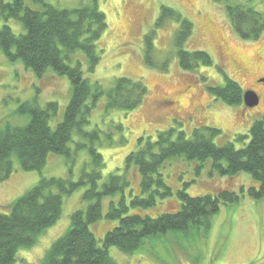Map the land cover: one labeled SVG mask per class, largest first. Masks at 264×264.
Instances as JSON below:
<instances>
[{"label":"rangeland","instance_id":"374dc122","mask_svg":"<svg viewBox=\"0 0 264 264\" xmlns=\"http://www.w3.org/2000/svg\"><path fill=\"white\" fill-rule=\"evenodd\" d=\"M239 2L264 15V0H97L99 11L105 15L107 28L96 43L100 61L93 73L87 72V61L82 52L74 54L80 61L83 78L92 87L97 83L102 91H108L115 79L126 78L141 81L147 94L143 103L132 111L105 110L106 97L102 95L92 110L84 131L99 130L102 145L96 150L103 158L100 185L110 175L125 176L127 186L123 193L105 197L101 202L103 217L90 225V230L102 246L106 233L117 226L105 214L110 202L115 204L123 197L127 206L134 196H140V176L134 165L125 170L126 158L138 148V140L155 141L159 132L174 128L187 137L198 128H212L220 133L213 143L220 148L247 136L251 125L264 118V34L257 42H244L232 33L226 4ZM5 3L11 0H3ZM59 9L77 8L90 4L91 0H48ZM161 6L177 11L192 24V34L184 44L186 51L202 50L211 57L212 66H199L187 74L178 67V57L173 38L178 25L168 21L156 30L153 42L154 60L167 63V71L147 67L144 63L143 37L153 29ZM8 26L12 33L25 32L21 22L0 18V28ZM20 62H9L0 52V122L11 126H24L29 116L17 113L24 103L43 108L49 102L58 105L57 114L50 119L54 128L61 122L71 88L66 77L57 76L50 69L41 78L26 71ZM71 66L74 63H68ZM239 85L244 92L254 91L260 98L256 107L228 106L210 94L208 88L223 87V73ZM257 80V82H256ZM256 82V83H255ZM121 126V130L117 127ZM86 142L73 132L68 147L70 158L48 154L41 172L17 170L18 161L12 157L15 171L0 182V212L6 214V206L21 197L43 177L77 182L84 168H90L86 148L76 150V143ZM158 173L172 190L167 200H158L150 209H133L129 215L138 214L155 218L162 213H174L180 209L177 193L185 190L191 197L216 195L219 191L233 190L239 196L235 204H221L210 220L207 234L168 232L145 240L143 250L133 254L109 247L108 254L116 264H264V200L256 201L247 195L254 186L251 176L241 173L224 178L213 170L211 160L203 163L175 157L164 161ZM86 187H79L71 195L62 198L59 220L39 236L31 249L16 252L14 264H43L44 254L70 228L71 215L84 210L82 199Z\"/></svg>","mask_w":264,"mask_h":264},{"label":"trees","instance_id":"16d2710c","mask_svg":"<svg viewBox=\"0 0 264 264\" xmlns=\"http://www.w3.org/2000/svg\"><path fill=\"white\" fill-rule=\"evenodd\" d=\"M48 0H0V18L21 22L25 32L12 33L4 25L0 28V52L11 63L19 64L38 78L50 69L57 76L66 77L71 88L70 100L65 107L61 122L54 128L50 119L57 114L55 102L41 108L36 104L24 103L17 113L29 116L24 126H11L0 122V182L8 179L15 171L12 157L18 161L17 170L41 172L48 154L70 158L73 132L86 142L76 143V150L86 148L90 157V168H84L77 182L63 179H45L27 190L21 197L6 206V214L0 212V264H14L16 252L31 249L46 229L60 218L62 198L71 195L79 187H86L82 199L87 203L84 210L71 215L70 228L44 254L43 264H116L108 254V248L133 254L143 250L145 240L168 232H179L185 236L195 233L207 234L210 220L221 204H235L239 196L233 190L219 191L216 195L191 197L180 190L177 197L180 209L174 213H162L155 218L129 215L133 209L153 208L157 201L167 200L172 190L158 173L164 161L175 157L203 163L211 160V166L219 176L232 178L241 173L251 176L254 186L247 189V195L256 201L264 200V118L251 125L247 136H238L236 141L243 145L234 148L232 143L216 146L213 138L220 132L212 128H198L187 137L183 131L174 128L157 134L156 140L139 139L138 148L126 158L125 170L131 165L140 176V196H134L130 203L122 197L118 203L110 202L105 218L117 221V226L103 237L102 246L91 232L90 225L103 217L101 202L105 197L123 193L127 186L126 177L110 175L102 180L103 158L96 146L102 145L99 130L84 131L88 118L98 99L105 95V110L132 111L139 107L147 94L145 85L139 80L115 79L112 87L104 92L97 83L94 87L83 78L80 61L74 54L82 52L87 61V72L93 73L100 61L96 43L104 34L107 23L99 11L97 0L81 4L77 8L59 9ZM250 1V0H249ZM225 12L232 33L244 42H257L264 34V15L235 1L226 4ZM168 21L178 25L173 38L178 64L187 74L199 66L210 67L212 60L205 51H186L184 44L192 34V24L172 8L161 6L153 29L143 37L144 63L147 67L166 72L167 63L154 60L153 42L156 30ZM68 63H74L71 66ZM221 73L222 70L219 69ZM223 87L208 88L212 97L228 106L243 104V89L223 73ZM121 130V126L117 127Z\"/></svg>","mask_w":264,"mask_h":264},{"label":"water","instance_id":"95a60500","mask_svg":"<svg viewBox=\"0 0 264 264\" xmlns=\"http://www.w3.org/2000/svg\"><path fill=\"white\" fill-rule=\"evenodd\" d=\"M259 83L264 84V79H261ZM243 95V103L246 107H256L260 103L259 96L254 91H246Z\"/></svg>","mask_w":264,"mask_h":264},{"label":"flooded vegetation","instance_id":"af4514ba","mask_svg":"<svg viewBox=\"0 0 264 264\" xmlns=\"http://www.w3.org/2000/svg\"><path fill=\"white\" fill-rule=\"evenodd\" d=\"M259 81H260V80H259ZM256 82H257V80H256ZM256 82H255V83H256ZM258 84H261V83L258 82Z\"/></svg>","mask_w":264,"mask_h":264}]
</instances>
